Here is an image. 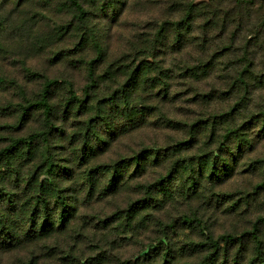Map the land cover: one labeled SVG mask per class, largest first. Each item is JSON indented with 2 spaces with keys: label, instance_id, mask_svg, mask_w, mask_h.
<instances>
[{
  "label": "rangeland",
  "instance_id": "374dc122",
  "mask_svg": "<svg viewBox=\"0 0 264 264\" xmlns=\"http://www.w3.org/2000/svg\"><path fill=\"white\" fill-rule=\"evenodd\" d=\"M77 1L0 0V212L20 237L0 264H159L228 234L245 244L174 264H264L245 235L264 241V35L238 33L264 2ZM50 183L68 224L32 239Z\"/></svg>",
  "mask_w": 264,
  "mask_h": 264
},
{
  "label": "trees",
  "instance_id": "16d2710c",
  "mask_svg": "<svg viewBox=\"0 0 264 264\" xmlns=\"http://www.w3.org/2000/svg\"><path fill=\"white\" fill-rule=\"evenodd\" d=\"M76 7L80 10V13L82 15H85V10L82 7V5L77 1V0H73ZM239 1V6H238V14L239 16L241 15V13H246L248 15V18L251 19L252 18V14L253 11L252 9L250 10V6H255V4L264 2V0H238ZM247 6V7H246ZM249 8V9H247ZM261 10L262 8H259V10L254 11L256 14V18L257 21H255L256 23H254V25L249 24V26H244L243 28L240 27V31L238 33H246V35H248V39L251 43V45H253L252 43H256L258 42V40L260 39L261 36L264 35V16L262 17L261 15ZM191 14V12H190ZM189 15H187L185 18L181 19L180 22L179 21H175L173 23L177 24V25H181L182 23H186L188 20ZM254 17V16H253ZM223 20L226 21V23L229 24L228 27H230L233 23V21H231V11H228L226 13V15L223 17ZM240 22H241V17H240ZM229 31V29H227ZM231 31V30H230ZM236 35V34H233ZM238 35V34H237ZM241 36V35H238ZM248 45V44H247ZM247 62H250L251 59L250 58H246ZM247 69H249L248 64H246V67L244 69V71L242 72V74L244 72L247 71ZM56 82V80H48V83L46 85V88L48 89L50 86H52L54 83ZM46 89V90H47ZM41 105H43L45 107V112L47 117L51 116V105L48 101V97L47 94L44 96V98L40 101ZM48 119V118H47ZM48 121H50V119H48ZM140 157L136 158L137 160V164H139L140 161ZM117 166L120 165V163L116 164ZM50 191H53L56 195V202L54 204V208L52 209V211H47V208L49 209L48 206V202L45 199H36L35 201V215L34 218L31 219V223H32V227H33V231L31 233H26L25 236H28L30 238H34L36 237V239L40 240L41 237H43V235H45V233L50 229H55L54 226L57 224V228L58 227H65L68 224V214H69V205L66 202V196L59 191V188L57 186H55L54 184L50 183ZM143 204V203H142ZM146 206H149L148 203L143 204ZM134 209L138 210L139 208L143 207L142 205L136 206L135 203L132 205ZM58 211L59 214L56 215V217H53V212ZM56 221V222H55ZM56 223V224H54ZM0 229L2 230V233L0 234V243L2 245V250H9L12 245H14L18 239H20V237L13 235L12 233H10V230H12L11 228V223L10 220L7 219L6 215H4L3 213L0 212ZM252 234V237L254 238V240L256 241V253L257 256L259 258H262L264 255V241L261 238V227L257 226L256 228H254L253 231H250L249 233H245V235H250ZM38 236H41L38 238ZM209 242L211 241V247L209 245L208 242L205 243H200V242H191L192 245H194V249L190 250V252H188L187 254L185 253H181V256L179 255V253L172 247V246H159V249L154 253L149 252L147 253V255L144 257V259L147 261L148 258L152 257L154 261H159V264H174L176 262V260L178 259V261L180 259H188V260H192L194 258L196 259H201V256L199 257V255H201V248H212L213 253L214 254H220V251L224 250L225 253H227L229 251V246L236 244L238 242H241V245H244L245 243L242 241V237L240 236H235L232 234H228L225 236H221L220 238H218L217 240H214L213 238H208ZM225 243L226 247L223 248L222 244ZM228 247V248H227ZM155 254V256H154ZM211 258V257H210ZM99 259V257H98ZM92 260V259H91ZM200 261V260H199ZM189 264H194L193 261H189ZM201 264V261L198 263ZM203 264H214L213 261H210V259L208 258L207 261H205ZM247 264H254L251 262H248Z\"/></svg>",
  "mask_w": 264,
  "mask_h": 264
}]
</instances>
